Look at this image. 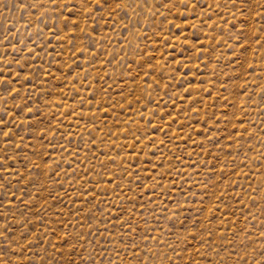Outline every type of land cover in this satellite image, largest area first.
Wrapping results in <instances>:
<instances>
[{"label":"rangeland","instance_id":"374dc122","mask_svg":"<svg viewBox=\"0 0 264 264\" xmlns=\"http://www.w3.org/2000/svg\"><path fill=\"white\" fill-rule=\"evenodd\" d=\"M0 264H264V0H0Z\"/></svg>","mask_w":264,"mask_h":264}]
</instances>
